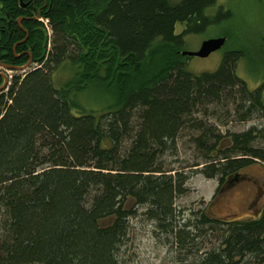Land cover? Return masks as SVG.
<instances>
[{
  "label": "trees",
  "instance_id": "trees-1",
  "mask_svg": "<svg viewBox=\"0 0 264 264\" xmlns=\"http://www.w3.org/2000/svg\"><path fill=\"white\" fill-rule=\"evenodd\" d=\"M216 1L0 0V64L28 52L34 64L0 91V264H121L131 221L173 264H264V207L238 221L175 206L194 174L219 190L264 162V128L222 135L209 121L264 118L263 86L235 73L243 51L200 73L181 54L186 36L229 18L206 14ZM35 2L48 22L19 27Z\"/></svg>",
  "mask_w": 264,
  "mask_h": 264
},
{
  "label": "rangeland",
  "instance_id": "rangeland-1",
  "mask_svg": "<svg viewBox=\"0 0 264 264\" xmlns=\"http://www.w3.org/2000/svg\"><path fill=\"white\" fill-rule=\"evenodd\" d=\"M219 8H222L224 13L228 11L229 18L220 26L211 27L202 34L186 36L185 51H197L200 43L206 39L227 36L230 42L207 58L192 57L187 68L193 73L214 71L221 61L223 52L242 50L244 57L236 64L235 73L252 91L264 84V0H217L206 10V14L214 15ZM183 28L184 24H176V33H180ZM33 67L34 65L31 66ZM3 69L0 67L1 72ZM4 73L10 81L12 76L24 72L7 70ZM68 76L67 70L55 73L53 76L55 85L66 81ZM261 96L264 102V86ZM88 106L96 108L91 104ZM209 121L218 127L222 135L240 133L251 126L264 128V118L257 117L243 122L229 119L225 124L215 118H210ZM177 148L181 164H191L193 151H190L189 147L184 148L183 142H179ZM241 176L243 179L218 190L216 179H206L201 174H194L186 183L187 194L179 197L175 206L195 212L208 209L214 217L228 220L240 217L246 219L257 215L264 196L258 199L255 196L264 190V168L260 164H254L241 172ZM151 230L148 224L131 221V236L127 246L119 254L121 264H173L172 255L168 254V250L150 234Z\"/></svg>",
  "mask_w": 264,
  "mask_h": 264
},
{
  "label": "flooded vegetation",
  "instance_id": "flooded-vegetation-1",
  "mask_svg": "<svg viewBox=\"0 0 264 264\" xmlns=\"http://www.w3.org/2000/svg\"><path fill=\"white\" fill-rule=\"evenodd\" d=\"M20 1V3H21V6H22V8H26V9H28L27 7L29 6L28 5V3L29 2H27V3H25V4H23V0H19ZM51 2V1H50ZM50 2H49V6H50ZM33 6H32V8H34L35 9V12L33 13V11H32V13H31V15H27V14H23V15H21V16H19V18H18V20L16 21V23H17V25L20 27L21 26V22H22V20L23 19H27L28 21L29 20H33V21H37V22H41V19H43V20H45L46 22H48V20L47 19H45V18H43V16H42V13H44L45 11H43V9L46 7V3H42V5H41V7H37V2H35L34 4H32ZM29 10V9H28ZM23 18V19H22ZM28 55H29V60H32V58H31V54L28 52ZM2 66H11V67H18V66H13V65H4V64H0V67H2ZM7 71V69H3V72H1L0 71V80H1V85L3 84V81H4V77L6 78V80H7V76H6V74L4 73V72H6ZM0 85V86H1ZM6 85H9V81L7 80L6 81ZM261 86H264V84H262ZM261 86H259V87H261ZM258 87V88H259ZM6 88V87H5ZM254 164H260L263 168H264V162H262V161H254L253 162V164H251V165H249L248 167H246V168H244L243 170H241L240 172H239V174H237L236 176H234L231 180H228L227 181V183H226V185L225 186H223V188H225L227 185H230L231 183H233V182H236V181H238V180H240V179H243V176H241V172H243V171H246V170H248L251 166H253ZM218 183V182H217ZM220 190V189H219ZM264 196V190L263 191H260L259 192V194H257L256 196H255V198L256 199H258V198H261V197H263ZM252 205V204H251ZM263 207H264V200L261 202V205H260V207H259V209L257 210V215H254V216H250V217H246V219H244V218H236V219H231V220H238V221H248V220H255V219H257V218H259L260 217V215H261V212H262V209H263ZM208 210V209H207ZM207 210L205 209V212L207 213V215L208 216H210L211 218H216V217H214L212 214H211V211L210 210H208V212H207ZM216 219H219V218H216Z\"/></svg>",
  "mask_w": 264,
  "mask_h": 264
},
{
  "label": "water",
  "instance_id": "water-1",
  "mask_svg": "<svg viewBox=\"0 0 264 264\" xmlns=\"http://www.w3.org/2000/svg\"><path fill=\"white\" fill-rule=\"evenodd\" d=\"M226 39L223 37H218V38H211V39H206L200 43V46L197 51L195 52H188V51H182L183 56H188V57H198V58H207L210 56L212 53L219 51L220 49L223 48L225 45ZM34 64L31 62V60H28L26 64L18 67H11V66H2L3 68L7 70H14V71H19V72H26L28 71L31 66ZM6 78L4 77L3 84L0 86V91L5 89L6 87Z\"/></svg>",
  "mask_w": 264,
  "mask_h": 264
},
{
  "label": "built area",
  "instance_id": "built-area-1",
  "mask_svg": "<svg viewBox=\"0 0 264 264\" xmlns=\"http://www.w3.org/2000/svg\"><path fill=\"white\" fill-rule=\"evenodd\" d=\"M45 22V24H46V21H44Z\"/></svg>",
  "mask_w": 264,
  "mask_h": 264
},
{
  "label": "bare ground",
  "instance_id": "bare-ground-1",
  "mask_svg": "<svg viewBox=\"0 0 264 264\" xmlns=\"http://www.w3.org/2000/svg\"><path fill=\"white\" fill-rule=\"evenodd\" d=\"M224 38V37H223Z\"/></svg>",
  "mask_w": 264,
  "mask_h": 264
}]
</instances>
